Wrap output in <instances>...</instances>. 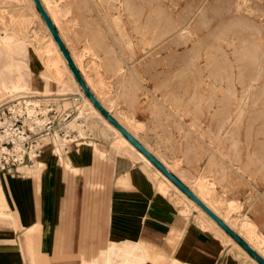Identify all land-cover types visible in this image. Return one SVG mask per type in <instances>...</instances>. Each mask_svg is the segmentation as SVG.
Masks as SVG:
<instances>
[{"label":"rangeland","instance_id":"rangeland-1","mask_svg":"<svg viewBox=\"0 0 264 264\" xmlns=\"http://www.w3.org/2000/svg\"><path fill=\"white\" fill-rule=\"evenodd\" d=\"M43 4L103 105L192 189L198 190L200 179L212 187L219 212L247 241L242 221H250L263 239L264 0H45ZM36 15L30 0H0V37L19 31L21 36L16 37L26 38L43 66L48 65L43 70L57 82L64 80L63 65L54 63L56 52L46 51L49 35ZM198 77L203 79L200 84ZM9 87L0 84V102L34 96ZM47 96L42 97L59 98L55 103L59 110L72 107L70 122H80L82 104H74L79 94ZM84 122L80 126L85 140L114 150L118 141L114 133H104L94 117ZM72 129V137L80 140L61 141L70 143L66 148L73 154L75 142L83 140L78 129ZM54 179L50 185L35 186L36 209L27 210L25 204L23 210L30 221L31 215L61 208L70 230L74 219L70 216L84 204L77 201L83 189L75 179L72 186L67 181L56 186ZM154 181L160 183L159 176ZM169 189L158 191L184 206L183 214L195 208L196 222L203 225L199 209L173 186ZM7 213L4 217L12 219ZM14 235L10 229L0 230V248L4 247L0 254L5 257L0 261L27 264L18 254ZM74 237L67 233L68 246ZM235 255L251 264L243 252Z\"/></svg>","mask_w":264,"mask_h":264},{"label":"crops","instance_id":"crops-1","mask_svg":"<svg viewBox=\"0 0 264 264\" xmlns=\"http://www.w3.org/2000/svg\"><path fill=\"white\" fill-rule=\"evenodd\" d=\"M2 43L0 81L8 85L27 81L34 89H44L39 56L31 49L19 53L18 44L11 39ZM53 137L40 156L46 164L36 173L0 171V187L12 215V219L0 217V230H16L12 240L18 236V254L27 264H116L123 251L129 258H143L140 264H171L175 259L187 264H243L232 242H224L196 222L195 208L193 213L183 214L169 196L158 191L159 182L154 181L158 175L136 152L129 148L124 152L115 145L111 151L97 143L76 141L73 154L66 148L70 143L56 154ZM53 179L56 186L66 181L72 186L75 179L83 189L77 201L84 204L70 216L74 218L70 230L61 208L31 215L30 221L23 210L25 204L27 210L36 209L35 190L50 185ZM85 204L91 205V210H86ZM68 232L75 235L70 246ZM3 258L0 254V260Z\"/></svg>","mask_w":264,"mask_h":264},{"label":"bare ground","instance_id":"bare-ground-1","mask_svg":"<svg viewBox=\"0 0 264 264\" xmlns=\"http://www.w3.org/2000/svg\"><path fill=\"white\" fill-rule=\"evenodd\" d=\"M43 2H45V0H43ZM155 3V2H154ZM30 5H32L33 7H35L36 9V16L40 22V24L46 29L47 34L49 35V40H50V46L49 49L46 50L48 52L54 51L57 54V57L55 58L56 63H61L63 65V69L65 70L66 73V79L64 80H60V81H55L57 79H55L54 76H52L50 73H48L47 71L42 70L40 73V79L45 81V88L44 89H34V87H32L30 84L26 82H16L14 84L8 85L4 82L0 81V84L2 85H6V86H12V87H17V88H22L23 93L25 94H21V95H34L35 97L37 96H46V95H59V96H65L66 94L69 93H73V94H79L78 97L75 98L74 104H82L81 106L79 105L78 107V114H79V120L80 122H77V119H74L70 122L69 126L72 127L73 125H75L77 128L79 129V132H77V135L79 133L80 138L87 144L91 143L90 140H85L84 139V131L82 130L83 127H81V124H85L84 120H89L90 118H96L99 119L101 121V123L103 124L105 130L104 133L107 134L108 132H112L114 133V135H116V137L118 138L117 141V145H115L119 150L121 151H126L127 148L133 150L134 152H136L140 158L149 166L152 167V169L154 170L155 174L158 175L161 178V181L159 183V190L162 191L163 193L168 192L169 187L173 186L177 191L180 192L181 197H185L187 198L197 209H199V215L198 217L201 218L200 220H202L203 225L208 228L210 231L216 233V236H220L222 238V240L224 242L226 241H230L234 244V247H236L240 252L244 253L245 257H249L251 259V264H261L257 259H255L240 243H238L215 219H213V217H211L194 199H192L189 195H187L175 182H173L159 167H157L150 159L149 157H147L138 147H136L134 145V143H132L123 133L122 131L116 127L102 112L101 110L94 104V102L91 100V98L86 94V92L84 91L83 87L80 85L79 81L77 80L73 70L71 69L68 60L66 59V57L64 56L61 48L59 47L57 41L55 40L54 36L52 35L47 23L45 22L44 18L42 17L39 9L37 8L35 1L34 0H30ZM45 6V5H44ZM46 8V7H45ZM157 8V7H156ZM48 9V8H47ZM162 11V10H161ZM58 13V12H57ZM128 13V12H127ZM35 16V15H34ZM134 17V16H133ZM57 18V17H56ZM149 21V20H148ZM154 21V20H153ZM57 22V21H56ZM138 22V21H137ZM146 22V21H145ZM30 25V24H29ZM136 29V28H135ZM145 31V30H144ZM14 30H11L5 34H3L0 37V50H3V41L5 42L8 39H11L12 42H15L18 44L17 50L19 53H25L26 50H32L34 47L28 42L26 41L27 39L22 37V38H17L16 34L19 36V31L18 33ZM22 34V33H21ZM32 34V32H31ZM147 34V33H146ZM21 36V35H20ZM19 36V37H20ZM27 37V36H26ZM33 38V37H32ZM26 39V40H25ZM133 39V38H132ZM131 40V39H130ZM34 41V40H33ZM136 41V40H135ZM151 41V40H150ZM166 42V41H165ZM134 44V43H133ZM145 45V44H144ZM146 46V45H145ZM36 49V48H35ZM146 52V51H145ZM195 55V54H194ZM75 58V57H74ZM103 59V58H102ZM51 60V59H50ZM74 60H76L75 62L78 63L77 59L75 58ZM123 60V59H122ZM99 62V61H98ZM42 63V62H41ZM46 63V62H45ZM50 63V62H49ZM100 63V62H99ZM43 64V63H42ZM52 64V63H51ZM81 64V63H80ZM45 66V65H44ZM43 66V68H44ZM45 67H48L45 66ZM100 67V66H99ZM115 67V66H114ZM203 69V68H202ZM46 70V69H45ZM100 70V68H99ZM117 70V69H116ZM62 71V70H61ZM97 71V69H96ZM95 71V72H96ZM63 73V72H62ZM63 75V74H62ZM204 74H200L201 77H203ZM209 75V74H208ZM102 76V75H101ZM212 75H209V77ZM62 78V77H61ZM102 78V77H101ZM217 78V77H216ZM177 79V78H176ZM212 79V77H211ZM199 80V84L203 82V79L200 80V78L198 77ZM206 80V79H205ZM218 80V78H217ZM100 82V81H99ZM209 82V81H208ZM211 82V81H210ZM55 84L56 86L53 87L52 85ZM197 84V83H196ZM212 84V83H211ZM210 85V84H209ZM195 86V84H194ZM208 86V85H207ZM12 87H9L12 88ZM16 88V89H17ZM220 88V87H219ZM1 89V88H0ZM14 89V88H13ZM5 90V88L3 89ZM8 90V89H6ZM223 90V89H222ZM15 91V90H14ZM212 91V90H211ZM6 92V91H5ZM205 91H203L204 93ZM15 93V92H14ZM206 94V92H205ZM209 94V93H207ZM20 96V95H19ZM218 96V94H217ZM216 96V97H217ZM4 97V96H3ZM18 97V96H17ZM18 100H22L25 97H20L17 98ZM49 97V96H47ZM14 99V97H8L4 100H2L0 103H2L3 101H6L7 99ZM38 98V97H37ZM69 98V97H67ZM65 98V99H67ZM153 98V97H152ZM210 98V96H209ZM15 99V100H16ZM46 101L51 100L50 98H45ZM8 101V100H7ZM10 101V100H9ZM14 101V100H13ZM19 101V102H20ZM39 101V100H37ZM56 101H59L57 103H60L59 98L56 99ZM68 101V100H66ZM70 102V101H69ZM68 102V103H69ZM5 103V102H3ZM62 103V102H61ZM63 104V103H62ZM113 104V103H112ZM60 105V104H59ZM105 106V105H104ZM82 107V109H81ZM110 107V106H109ZM172 107V106H171ZM178 113V112H177ZM71 120V119H70ZM58 135V136H57ZM51 136H54L52 141L54 142V145L56 146L55 149V153H61L60 147L63 145L62 140H66L69 142L71 141L72 138H76V137H64L63 135H59L58 133H56V135L52 134V135H47L45 137V140L48 141L50 139ZM69 144V143H68ZM64 145H67L66 143H64ZM66 151V150H65ZM64 151V153H65ZM63 155V154H62ZM66 155V154H65ZM62 157V156H61ZM65 157V156H64ZM38 158V159H37ZM60 158V156H59ZM65 159V158H64ZM66 163V162H65ZM45 166V162L42 158L36 157L34 158V161L32 163H20L17 165V167H15L14 169H11L15 172H18L20 174H34L37 172L38 169L43 168ZM6 173V172H5ZM158 184V183H157ZM1 185V184H0ZM196 185L198 186V190L193 189L212 209H214L220 216H222L228 223L229 221L226 219V217H224L220 212V207L218 205H215L216 200L214 197V189H212V187H209L205 181L203 180H198ZM2 187H0V217L3 219L5 218L4 215L7 213L8 216H11V213L9 211V206H8V202H6V196L4 197V193L2 192ZM4 191V190H3ZM7 195V194H6ZM181 197H179L181 199ZM188 204V203H187ZM180 212L183 213L186 210V208L184 206L179 207ZM189 212V211H188ZM228 213H230L228 211ZM229 215V214H228ZM11 219V218H10ZM5 220V219H4ZM8 220V219H7ZM249 220V219H248ZM11 221V220H10ZM13 221V220H12ZM11 221V222H12ZM198 221V220H197ZM8 222V221H7ZM250 222V221H249ZM248 221H242L241 223V228L242 231L246 234V237L248 238L249 242L261 253L263 254L259 248H263V244H264V238L262 239L257 233H256V228H254L251 223H249ZM233 228H235L231 223H229ZM202 225V226H203ZM255 225V224H254ZM11 226V225H10ZM14 226V225H12ZM240 227V226H239ZM14 228V227H13ZM17 228V227H16ZM205 229V228H204ZM207 230V229H206ZM14 231L16 232V230L14 229ZM241 231V232H242ZM261 233V232H260ZM18 234V233H17ZM262 234V233H261ZM263 236V235H262ZM16 238H14L16 241L18 239V236H15ZM127 244L129 240H126ZM125 241V242H126ZM135 243V242H134ZM133 244V243H132ZM141 244V243H140ZM134 245V244H133ZM137 245V244H136ZM140 246V245H139ZM112 247V246H111ZM143 248V247H142ZM122 251L124 250L123 246L120 248ZM112 253V252H111ZM125 251H123L121 253V260L119 262H117L116 264H140L144 261L143 258H140L137 255H133V253H129L130 255L132 254L134 258H129L125 255ZM128 253V252H127ZM137 253V252H136ZM135 253V254H136ZM237 253V252H236ZM238 253V254H239ZM139 254V253H137ZM242 254V253H241ZM264 255V254H263ZM108 259V257H107ZM250 262V261H249ZM243 263V262H242ZM112 264V261H111ZM171 264H187V263H182L180 261H178L177 259L173 260L171 262ZM245 264V263H243Z\"/></svg>","mask_w":264,"mask_h":264},{"label":"built area","instance_id":"built-area-1","mask_svg":"<svg viewBox=\"0 0 264 264\" xmlns=\"http://www.w3.org/2000/svg\"><path fill=\"white\" fill-rule=\"evenodd\" d=\"M39 100V101H37ZM0 104V171L11 170L20 163H32L43 154L47 135L72 136L69 121L72 107L59 110L56 101L26 96Z\"/></svg>","mask_w":264,"mask_h":264},{"label":"water","instance_id":"water-1","mask_svg":"<svg viewBox=\"0 0 264 264\" xmlns=\"http://www.w3.org/2000/svg\"><path fill=\"white\" fill-rule=\"evenodd\" d=\"M37 8L39 9L42 17L47 23L52 35L61 48L64 56L73 70L77 80L83 87L86 94L91 98L94 104L101 110V112L116 126L122 133L138 147L149 159L159 167L173 182H175L187 195L194 199L213 219H215L238 243H240L255 259L261 264H264V255L261 254L249 241H247L238 231H236L222 216H220L214 209H212L182 178L173 172L155 153H153L137 136H135L117 117L111 113L100 101L97 95L93 92L88 85L81 70L76 64L71 51L63 40L59 29L49 12L45 8L42 0H34Z\"/></svg>","mask_w":264,"mask_h":264}]
</instances>
